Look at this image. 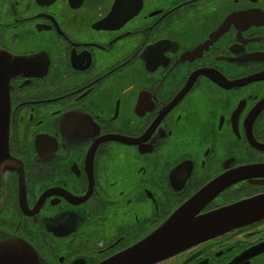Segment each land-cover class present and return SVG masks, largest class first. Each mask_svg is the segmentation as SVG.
Listing matches in <instances>:
<instances>
[{"label":"flooded vegetation","instance_id":"obj_1","mask_svg":"<svg viewBox=\"0 0 264 264\" xmlns=\"http://www.w3.org/2000/svg\"><path fill=\"white\" fill-rule=\"evenodd\" d=\"M0 73V240L99 264L192 202L246 218L152 264H264V0H0Z\"/></svg>","mask_w":264,"mask_h":264},{"label":"water","instance_id":"obj_2","mask_svg":"<svg viewBox=\"0 0 264 264\" xmlns=\"http://www.w3.org/2000/svg\"><path fill=\"white\" fill-rule=\"evenodd\" d=\"M5 86L6 78L0 73V147L7 137ZM8 160L11 158L8 157ZM191 204L192 202L178 209L148 235L99 264H152L184 242L205 236V230L234 225L246 218L226 208L217 209L213 214L194 217ZM213 218L218 221H213ZM190 232L194 233L187 237ZM0 264H42V258L28 241L20 237H9L0 240Z\"/></svg>","mask_w":264,"mask_h":264},{"label":"bare ground","instance_id":"obj_3","mask_svg":"<svg viewBox=\"0 0 264 264\" xmlns=\"http://www.w3.org/2000/svg\"><path fill=\"white\" fill-rule=\"evenodd\" d=\"M4 115H5V117H6V119H7V123H8V117H9V116H8V112H5ZM0 163H1V161H0Z\"/></svg>","mask_w":264,"mask_h":264}]
</instances>
